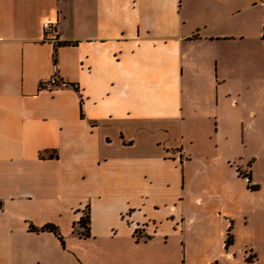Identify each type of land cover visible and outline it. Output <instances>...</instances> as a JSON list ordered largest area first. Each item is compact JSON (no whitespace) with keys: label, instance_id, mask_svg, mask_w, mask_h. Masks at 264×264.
Here are the masks:
<instances>
[{"label":"crops","instance_id":"obj_1","mask_svg":"<svg viewBox=\"0 0 264 264\" xmlns=\"http://www.w3.org/2000/svg\"><path fill=\"white\" fill-rule=\"evenodd\" d=\"M0 204V264H264V0H0Z\"/></svg>","mask_w":264,"mask_h":264},{"label":"built area","instance_id":"obj_2","mask_svg":"<svg viewBox=\"0 0 264 264\" xmlns=\"http://www.w3.org/2000/svg\"><path fill=\"white\" fill-rule=\"evenodd\" d=\"M43 30H44L46 39L51 40V41H55L57 39L58 32H57L56 24L54 22L50 20L45 21L43 23ZM56 82H57V77L52 76L50 79V83L55 84ZM152 225L155 227V232H156V224L152 223ZM146 226H148V224H146ZM146 226H140V225L136 226L135 232H134L136 239L140 240V239L147 238V236L144 233V229H146Z\"/></svg>","mask_w":264,"mask_h":264},{"label":"trees","instance_id":"obj_3","mask_svg":"<svg viewBox=\"0 0 264 264\" xmlns=\"http://www.w3.org/2000/svg\"><path fill=\"white\" fill-rule=\"evenodd\" d=\"M245 176L248 178V182L250 183L251 182L250 176L249 175H245ZM89 223H90V217H89V213H88V208H86L85 214L83 215V217L79 221V224L83 227V230L80 232L81 235L89 236V234H90V232H89ZM30 228L32 230H38L34 226H31ZM41 230L51 231L54 234H56L57 236L61 237L60 233H59V230H58V228L55 225H52V224L45 225L44 227L41 228ZM231 241H232V235H231V233H229L227 243L229 244V243H231Z\"/></svg>","mask_w":264,"mask_h":264}]
</instances>
